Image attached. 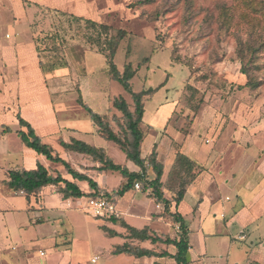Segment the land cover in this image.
Wrapping results in <instances>:
<instances>
[{
    "label": "rangeland",
    "instance_id": "obj_1",
    "mask_svg": "<svg viewBox=\"0 0 264 264\" xmlns=\"http://www.w3.org/2000/svg\"><path fill=\"white\" fill-rule=\"evenodd\" d=\"M69 14L105 23L110 26L112 35L119 30L126 32L114 62L121 71L124 64L133 65L136 70L132 79L134 91L158 88L145 107L141 124L145 133L142 154L146 156L157 144L158 159L164 164V184L173 187L175 181L169 172L175 153L192 138L190 145L197 151L201 148V156L206 153L210 168L196 186L203 183L205 191L209 192L219 184L222 199L216 204L218 214L212 213L209 218H216L220 225L215 228L221 230V224L231 217L234 209L251 200V196H240L244 184L237 187L232 173L244 171L253 157L257 161L264 155V0H0V40L3 42L15 39L19 45L33 49L38 38L54 31H59L67 40V44L60 47L65 49L61 55L67 64L53 72L42 71V87L50 91L58 121L78 130H66L64 138L75 137L97 144L90 114L77 103V85L84 102L98 113L111 108L110 115L119 114L108 97L124 96L130 104L132 99L125 88L112 79L106 58L98 47L73 39L77 23L69 19ZM85 30L92 33L87 27ZM40 44V56L47 65L56 59V52L46 48L44 40ZM36 59L40 60L37 52ZM4 61V57L0 58L1 63ZM248 80L258 85L243 86ZM0 92L4 90L0 89ZM12 94L5 105L9 109L20 100L19 92L12 89ZM3 105L0 101V112L5 111ZM29 107L26 106L29 117H41L40 113H34L32 104ZM45 115L49 120L52 118L51 113L45 112ZM0 119L10 126L17 125L15 117L9 113L0 115ZM4 134V125L0 122V135ZM59 137L58 132L48 133L44 142L58 149L61 147ZM16 139L19 138L14 134L9 135L4 142L0 140V147L10 151L11 160L25 165L23 161L26 162L28 155ZM101 140L114 161L136 168L115 143ZM154 140L157 142L153 143ZM69 161L79 169L90 164L80 155L69 156ZM3 164L0 157V196H7L0 199V264H20L16 256L22 257L20 262L23 264H176L169 256L161 259L162 263L157 261L153 254L164 251V247L152 243L137 244L153 251L147 258L112 254L116 244L135 240L125 236L128 234L126 229L117 235L106 234L104 226L116 232L126 227L121 219L112 222L110 217H96L89 212L86 208L88 196L74 201L70 207L60 193L49 194L43 200L48 204L46 208L28 212L13 210L22 208L27 201L16 194L21 191L6 186L5 174L15 167L14 162ZM201 167L199 174L206 169ZM49 168L65 173L61 164H50ZM251 171L254 170L250 169L248 174ZM149 176L153 178L154 173L150 172ZM99 179L111 191L126 182L120 173L111 171L102 173ZM82 186L88 188L87 184ZM52 188L57 190L55 186ZM132 192L123 199L124 203H120L123 209L127 208L125 202L133 197L134 210L143 213L155 210V203L144 198L146 191ZM166 193L171 194L169 190ZM194 197V192L189 191L188 205H193ZM182 209L188 211L187 206ZM221 213L224 216H220ZM186 219L191 229L190 264H247L241 256L228 254V239L224 241L217 236L207 239L208 255L200 256L204 243L197 219L190 213ZM139 223L144 227L146 221L141 218ZM156 227L165 232L164 237L176 234V229L165 223ZM202 228L210 229L207 223ZM240 228L235 224L230 229L237 235ZM53 239H56L55 243ZM243 244L244 241L236 240L234 245ZM166 248L176 252L172 245ZM41 250L45 252L44 256H40ZM22 253L27 257L24 258ZM93 257H98L97 262H92Z\"/></svg>",
    "mask_w": 264,
    "mask_h": 264
},
{
    "label": "trees",
    "instance_id": "obj_2",
    "mask_svg": "<svg viewBox=\"0 0 264 264\" xmlns=\"http://www.w3.org/2000/svg\"><path fill=\"white\" fill-rule=\"evenodd\" d=\"M69 19L77 23L75 28V36L73 39H78L90 45L98 47L99 51L105 56L109 73L113 80L118 81L125 90L131 95L132 104H130L124 96L108 97L112 103V107L119 114L110 115L112 109L107 108L105 112H95L86 102H84L83 94L80 86L77 85V103L84 107L90 114L91 120L98 134L107 141L115 143L126 155V157L139 167L138 171L130 170L126 165H122L114 161L108 154L106 148L87 143L77 138H71L70 141L60 140V145L65 151L80 153L86 160L93 163L84 167L82 171L72 165L61 156L59 151H56L49 143L44 142L42 136L36 133L35 128L23 118L20 114L17 115L20 129L18 136L22 143L28 148L33 149L39 154L44 155L49 161L61 163L68 174L73 177L69 180L63 176L58 170H53L46 167L41 162H37L36 168L33 169H12L9 170L8 186L14 191L23 192L27 199L31 195H38L45 187L55 186L56 191L62 195L63 199H79L82 197L105 196L112 200L123 196L127 191L135 188V184L139 182L144 191H149L148 196L158 204L163 205L161 217L169 218L173 226H177V235L172 238L167 236L161 237L157 232L149 228L137 229L127 224L124 220L122 225L126 227L128 234L125 236L130 239L136 238L141 241H149L152 244L164 243L173 245L176 248L175 253H170L164 250L159 253V256H169L173 258L176 264H190L189 249L190 229L185 217L178 211L172 210V205H178L185 197L189 186L195 181L202 167L189 156L178 149L175 153V161L169 172V175L175 181L173 187H166L163 181L164 164L158 159L157 144L152 148V151L147 155H142V144L145 139V133L142 130L141 124L145 116V107L148 101H151L155 96L158 88H142L140 91H134L132 88V79L135 76L136 70L131 63L124 64L123 70H119L114 62L117 49L126 36L124 30H119L116 35L110 34V26L105 23H99L91 18L69 14ZM92 30L87 32L85 28ZM41 40L46 42V48L56 52V59L49 61L47 65L43 62L40 56ZM67 44V40L63 38L59 31L47 33L44 37L36 40V49L40 57L39 66L44 72H53L57 67L67 64L63 60L64 48L61 46ZM62 54V55H61ZM243 73H247L243 71ZM258 83L248 80L243 86L256 87ZM243 86H239L242 88ZM11 127L4 126V132L10 133ZM93 170L98 173L102 172H118L126 179L124 185L119 189H114L109 192L105 188H100L97 180L89 175L88 171ZM154 173L151 178L149 173ZM85 181L88 183V192H84L79 186V182ZM166 187V188H165ZM168 188V189H167ZM169 190L171 194H167ZM112 222L120 221V217L110 216ZM106 234L117 235L113 229L103 227ZM112 254H127L137 258L150 256L153 251L147 247H141L133 242H123L116 244L112 250ZM72 264V263H68Z\"/></svg>",
    "mask_w": 264,
    "mask_h": 264
},
{
    "label": "crops",
    "instance_id": "obj_3",
    "mask_svg": "<svg viewBox=\"0 0 264 264\" xmlns=\"http://www.w3.org/2000/svg\"><path fill=\"white\" fill-rule=\"evenodd\" d=\"M2 40L3 39L0 40V58L2 59L4 57L5 61L2 63L0 62V81L2 82V84L0 85V89H3L4 92H2V93L0 92V95H1L0 101L4 102L3 110H5V111L0 112V115L8 114V113L13 115L15 117L17 127L16 126L15 127L10 126L6 122H4L3 119H0L2 126L6 125V126L11 127L12 129H14L13 132H10V133L5 132L4 135H0V137H1L0 140L2 139V141L4 142V139H6L7 136L14 134L16 136V138H19L18 140L16 139V141L18 142V145L20 147L24 146V148H23V149H25L24 154L28 155V156L26 158V162L23 161L25 165H21L20 163H16L15 161L10 159V157H9L10 151L8 149L0 147V157L3 159L4 164L8 163V162H14L15 167L10 168L9 170H12V169L16 170V169H22V168L33 169V168H36L37 162H41L42 164H44L48 168H49L50 164H56V165L61 164V163H54V162L49 161L44 155L37 153L36 151H34L31 148H28L26 145H24L22 143V141H21V139L17 133L18 130L20 129V124H19V120L17 118V115L20 114L23 118H25L28 122H30V124L35 128L36 133L38 135L42 136L43 139H45L44 138L45 134L52 133V132L53 133L58 132L59 136H60L59 137L60 140L63 139L65 141H70L71 140L70 137L66 138V139L64 138V133L66 132V130L67 131H70V130L78 131V130L76 128L69 127V124L65 125V123L58 121V119L56 118V116L53 112V108H52V100L49 97L50 91H48V88L42 87V84L44 83L43 82L44 81V77H43L44 75H42L43 70L39 66V60L36 59V52H37L36 46H34V48L32 49L29 46L24 45V44L19 45L15 41V39H10L8 41V43L3 42L4 40L3 41ZM12 89H14L15 92H19L20 100L18 101V103L15 104V107L11 106V109H9V107L8 106L5 107V105H7V103L10 102L11 96H9V95H13ZM5 92H6V94H5ZM6 95H8L9 97ZM22 98H23V101H22ZM21 101H22V103H21ZM31 104H32L33 108L35 107L34 113L35 114L40 113L39 116H41V117H39L38 119H35L34 117H29L27 112H26V106L28 108H30L29 105H31ZM43 104H49L50 106L48 108V107H45ZM12 105H13V103H12ZM23 106H24V108H23ZM42 109H45V110H42ZM45 112L51 113L52 118L50 120L48 119V117L46 115L43 116V114ZM40 129H41V131H40ZM93 134L95 136L94 139L97 142V144H94V145L104 147L103 141L101 140L102 137L96 131L95 126L93 128ZM72 138H75V137H72ZM102 139H104V138H102ZM191 139L192 138L187 139L183 143V145L181 146L180 150H181V152H183L184 154L189 156L191 159L196 161V163H198L200 166H202V165L205 166L206 169L204 171H202L197 176L195 181L189 186L184 199L178 205L173 203L172 210L180 212L185 217V219H186V215L188 213H190V215H192L193 219H197L198 226H199V232H200L202 241L204 243L203 251H202L203 254H201L200 256L205 257L206 255H208V251H207V247H206L207 239L209 240L212 237L217 236V238L222 237L221 239H224V241H225V239H228V246H229L228 251H227L228 254L232 255V253H233V254H236L238 256H241V259L243 261H245L247 264H264V155L262 157L258 158L257 161L253 157L250 164L247 166V168L244 171H234L232 173V178H233V180H236L235 185H237V187L241 188L240 186H242L244 184L243 189L241 188L239 191L240 196H251V200L249 202L242 203V205H240V207H239V205H238V207L236 206L237 208L233 207L236 209H234L231 217L228 220H226V222L224 224H221L222 229L217 231L218 229H216L215 226H217V228H218L220 225L219 222H217L216 218L212 219L209 217L212 215V213H214V215L218 214V207L216 204H218L220 202V200L222 199L221 196L219 195V191H220L219 190V184H217V187L214 188V190L209 191V192L205 191V187L202 186L203 183L201 185L196 186L197 182L200 181L199 179L201 177H203L204 173H206L207 171L209 172L210 168H209L207 161H206L207 160L206 153L204 154V156H201L202 154L200 152L202 151V149L200 148L197 151L194 148V146L190 145ZM60 140H59V144H60ZM155 142H157V140L153 141V143H155ZM163 142H164V140L162 141V143ZM47 143H49V142H47ZM201 145L203 146V144H201ZM142 147H143V144H142ZM258 147H259V145H258ZM56 151H59L61 153V156L63 158H65L67 161H69V156L73 157L75 155H80L81 157H84L80 153H76V152H72V151H65L62 148V146L60 148H58ZM212 151L213 150H211L207 154H210ZM148 154H149V152H148ZM89 165H93V163L90 162ZM134 165L136 167L135 169H133V167L130 168L129 166H128V168L132 171H138L139 167L136 164H134ZM0 167H1V165H0ZM78 169H79V167H78ZM250 169H253L254 171H251V173L248 174ZM9 170L7 171V174H5V183H6L7 187H9L8 183H7L9 180ZM64 170H65V168H64ZM80 170L85 171L84 168H82ZM60 172H61V170H60ZM88 173H89V175L93 176L97 180L100 188H105L104 183H101V181L99 179L101 177V174L102 173L104 174V172L98 173L96 171L89 170ZM1 175L2 174L0 173V177H2ZM63 176L69 180H73V177L70 174H68L66 170H65V173L63 174ZM259 177H261L260 179H263L262 185L259 184V182H260ZM84 184L88 185V183L85 181L79 182V186L81 187V189L84 192H88L89 188H87V189L82 188L83 187L82 185H84ZM52 187H54V186L45 187L38 194V196L37 195L36 196L31 195V197L29 199H27L25 194H23L21 192H17L16 194L21 195L22 197L25 198V200L27 201V204L22 206V208H17V207L16 208L10 207V208H12L15 211H22V212H28L30 209H34V208L38 209V210H40L44 207L46 208L48 206V204L46 202H43V200H46L45 196L49 195V194H58V192L56 190H53ZM119 188H121V187H119ZM114 189H117V188L114 187L113 190ZM106 190H108V189H106ZM132 190H139V191H142L145 193L143 188L142 189L133 188V189L127 191L123 196H119L116 198L115 202L117 205V209L119 210V213H120V216H119L120 219L124 220L127 224H130V225L137 227V228L141 227V229H142L143 226H141V224L139 222H140L141 218H144L146 221V223H144V227L148 226L150 228L151 232L152 231H154V232L160 231L162 234L160 233L159 235L163 238H165L164 237L165 235H163L165 232H162L156 226L160 223H165V224H167L168 227H172L173 229L174 228L176 229L175 236H171V235H168V236H171L172 238L176 237L177 226H173L172 221L169 218L160 216V213L163 211V205L158 204L154 200H152L148 196L149 191H146L147 194H144L145 195L144 198H146L148 201H153L155 203V210L152 209L147 213H143V212L134 210L133 209V201L135 198H133V197L129 198V201L127 200V202H125L127 208L123 209L121 207L120 203H124L123 199L127 198L128 194L130 195L131 193H133ZM108 191L112 192L111 190H108ZM189 191H193L195 194V197H194L195 199H194L192 206L188 205L187 201H186V197L189 194ZM5 197H7V196L2 195V196H0V199L1 200L5 199ZM61 197H62V195H61ZM83 198H85V197H82L79 199L81 200ZM228 198L229 197H226V199H228ZM79 199H64V200H67V203L69 204V206L72 207L73 204H71V203H73L74 201H78ZM185 206L188 207V209H187L188 211L182 209ZM223 206H225V205H223ZM123 210H125V211H123ZM12 212H14V211H12ZM220 216H224V213H221ZM186 221H187V219H186ZM205 223H207L208 228H210V229H208L209 231H206L205 229L202 228V225H204ZM235 224H238L241 226L240 231L237 235H233L232 231L230 229ZM188 226H189V224H188ZM211 228H213V229H211ZM123 229L124 230H118L117 229V231L124 233L126 228L123 227ZM189 229H190V226H189ZM210 230H212V231H210ZM126 231H127V229H126ZM190 234H191V229H190V233H189V239H190ZM56 239H53L54 243L56 242ZM132 240L133 241L135 240V242H133L135 244L141 243L143 245L144 244L146 245V243L147 244L150 243L149 241H141V240L136 239V238H133ZM236 240L244 241V244L236 247L234 245L236 243ZM2 243H4V242H2ZM153 245L162 246V247H164V250H167L170 253H175V252L169 251L166 248L167 246H170V245H167L164 243H157V244H153ZM191 249H192V246L190 244L189 253H190ZM41 251H40V256H44L45 254L41 255ZM211 253H213V252H211ZM21 255L24 258L27 257V256H24L23 253ZM153 256H155L156 259H158L157 261H159V262L161 261V259L167 257V256L161 257V256H159V253H155V254H153ZM143 257L147 258L148 256H143ZM20 258H22V257L16 256V259H19L18 260L19 263L23 264L20 262ZM95 262H97V261H95ZM160 263H162V262H160Z\"/></svg>",
    "mask_w": 264,
    "mask_h": 264
},
{
    "label": "built area",
    "instance_id": "obj_4",
    "mask_svg": "<svg viewBox=\"0 0 264 264\" xmlns=\"http://www.w3.org/2000/svg\"><path fill=\"white\" fill-rule=\"evenodd\" d=\"M136 189H142L141 184L137 182L135 184ZM87 210L94 214L96 217H110V216H120L117 209L116 202L105 196H92L87 198ZM45 252L41 251V255ZM98 257L92 258V262L97 261Z\"/></svg>",
    "mask_w": 264,
    "mask_h": 264
}]
</instances>
